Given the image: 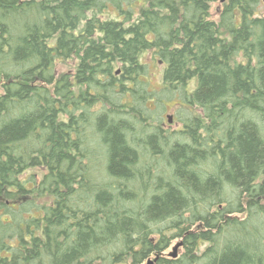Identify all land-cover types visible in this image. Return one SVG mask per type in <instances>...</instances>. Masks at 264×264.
I'll list each match as a JSON object with an SVG mask.
<instances>
[{
  "label": "trees",
  "instance_id": "16d2710c",
  "mask_svg": "<svg viewBox=\"0 0 264 264\" xmlns=\"http://www.w3.org/2000/svg\"><path fill=\"white\" fill-rule=\"evenodd\" d=\"M260 1L0 0V264H264Z\"/></svg>",
  "mask_w": 264,
  "mask_h": 264
},
{
  "label": "rangeland",
  "instance_id": "374dc122",
  "mask_svg": "<svg viewBox=\"0 0 264 264\" xmlns=\"http://www.w3.org/2000/svg\"><path fill=\"white\" fill-rule=\"evenodd\" d=\"M222 6V2L217 1L213 3L211 20L215 22L219 21V12ZM259 10L260 14H264V0L260 1ZM144 61L149 63L148 75L146 77L151 94V98L146 102V107L150 113L149 121L156 126L158 125L165 132V136L167 135L169 142L172 143L178 138H181L182 135H179V131L184 127L185 122H190L189 120L194 116H198L201 110L199 107L192 108L191 105H188L186 101L183 100V95L187 93V91L184 92L186 87L173 93L164 86V65L157 60H153L151 53L145 55ZM74 65L75 60H70L66 69H70L71 71ZM188 88L191 87L187 86V89ZM143 138H146V136ZM236 215L241 218L243 217L242 214L237 213ZM180 242V239H174L170 247L165 251V256L168 257L173 251L174 246ZM182 251L181 245L177 250V255L181 254ZM156 256L158 255H152L151 259H155ZM144 264H147V260ZM155 264H157V262Z\"/></svg>",
  "mask_w": 264,
  "mask_h": 264
},
{
  "label": "water",
  "instance_id": "95a60500",
  "mask_svg": "<svg viewBox=\"0 0 264 264\" xmlns=\"http://www.w3.org/2000/svg\"><path fill=\"white\" fill-rule=\"evenodd\" d=\"M169 121H170V118H169ZM181 245H182L181 242L178 243V244H176V245L174 246V248H173V251L169 254V256H171V257H173V258L177 257V250H178V248H179ZM158 259H159V256H156L155 259H151V258H149V259L147 260V264H155V263L157 262Z\"/></svg>",
  "mask_w": 264,
  "mask_h": 264
},
{
  "label": "bare ground",
  "instance_id": "6f19581e",
  "mask_svg": "<svg viewBox=\"0 0 264 264\" xmlns=\"http://www.w3.org/2000/svg\"><path fill=\"white\" fill-rule=\"evenodd\" d=\"M171 257V256H170ZM173 258V257H172Z\"/></svg>",
  "mask_w": 264,
  "mask_h": 264
}]
</instances>
